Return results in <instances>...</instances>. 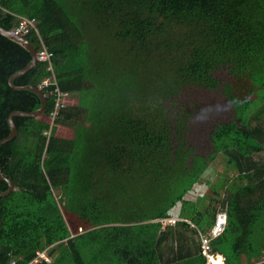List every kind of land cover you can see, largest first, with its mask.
<instances>
[{"label": "trees", "instance_id": "trees-1", "mask_svg": "<svg viewBox=\"0 0 264 264\" xmlns=\"http://www.w3.org/2000/svg\"><path fill=\"white\" fill-rule=\"evenodd\" d=\"M19 16L36 18L25 35L36 49L39 35L59 53L69 98L48 138L47 111L15 115L19 132L0 145V175L14 182L0 196V264L47 247L50 264H206L200 236L219 209L227 223L211 250L264 264L252 240L264 223V120L251 115L264 113V0H0V26ZM30 60L0 34V139L11 111L41 106L8 84ZM47 74L37 61L13 82ZM220 153L230 186L186 198Z\"/></svg>", "mask_w": 264, "mask_h": 264}, {"label": "built area", "instance_id": "built-area-1", "mask_svg": "<svg viewBox=\"0 0 264 264\" xmlns=\"http://www.w3.org/2000/svg\"><path fill=\"white\" fill-rule=\"evenodd\" d=\"M12 32L20 35H26L31 31L37 33V20L35 17L19 16L17 23L10 29ZM39 47L36 49V60L45 64L48 74L37 85L47 98V115L49 117V128L43 131V134L49 137L50 130L54 121L59 117L61 111L66 107L69 92L60 87L55 71L54 61L59 57V53L49 50L38 35ZM227 223V214L225 210H220L215 216L214 223L208 235H201V252L206 257V264H225V258L222 254L211 250L209 241L211 238L219 235ZM18 258L12 257L7 264H17ZM52 258L48 254V247L38 250L36 255L24 264H50ZM259 262L264 263V251L261 254Z\"/></svg>", "mask_w": 264, "mask_h": 264}, {"label": "rangeland", "instance_id": "rangeland-1", "mask_svg": "<svg viewBox=\"0 0 264 264\" xmlns=\"http://www.w3.org/2000/svg\"><path fill=\"white\" fill-rule=\"evenodd\" d=\"M251 115L253 116L254 122L258 120H264V113L259 114L256 112V110H254L252 111ZM71 133H72V129L69 126L61 124L58 128L59 135L69 136L71 135ZM255 157L264 159V151L256 154ZM235 175H236L235 171L228 166L227 158L224 156V154L220 153L215 158V160H213L210 163L208 168L204 171V173L202 174L201 181L196 183L194 185V188L191 191H189L185 197L188 199H196L205 193L213 194L211 190V186L209 185L208 182L216 181L218 183L219 180L222 178L224 182H226L227 187H229L230 182L232 178H235ZM218 190L221 195V192H223L224 189L218 188ZM214 205H216L218 209L221 208V202L219 198L214 201ZM219 211L220 209L218 210V212ZM174 220H175L174 218H171L168 220H164V222H173ZM254 239L257 240L254 243V246L260 245L261 242L264 243V223L262 221H259L254 228V232L252 234V240Z\"/></svg>", "mask_w": 264, "mask_h": 264}, {"label": "water", "instance_id": "water-1", "mask_svg": "<svg viewBox=\"0 0 264 264\" xmlns=\"http://www.w3.org/2000/svg\"><path fill=\"white\" fill-rule=\"evenodd\" d=\"M0 34L11 39V40H13V41H15V42H17L18 44L23 46L25 49H27L29 51V53L31 54V60L25 66L14 71L9 76V78H8L9 86L12 87L13 89H16V90H20V89L32 90L38 94V96L40 97V100H41V106L36 110H33V111L13 110L10 112V114L8 116V124L10 126V132L7 136L0 139V145H1L3 143L13 139L19 132V129H18V127H17V125L13 119V117L15 115L30 116V117H38V116L44 115L47 111V104L48 103H47V98H46L45 94L43 93V91L38 86L33 85V84L16 85L13 82V79L16 76L25 73L26 71L31 69L36 64L37 60H36V48H35V46L28 40V38H26V36L16 34V33L12 32L10 29H5L2 26H0ZM0 179H4L8 183V188L5 191L0 192V196H4V195H7L8 193H10L14 189V182L12 181V179H10L6 176H2V175H0ZM1 223H2V220L0 218V226H1Z\"/></svg>", "mask_w": 264, "mask_h": 264}, {"label": "crops", "instance_id": "crops-1", "mask_svg": "<svg viewBox=\"0 0 264 264\" xmlns=\"http://www.w3.org/2000/svg\"><path fill=\"white\" fill-rule=\"evenodd\" d=\"M175 210H177V209H175ZM173 212H175V211H173Z\"/></svg>", "mask_w": 264, "mask_h": 264}]
</instances>
